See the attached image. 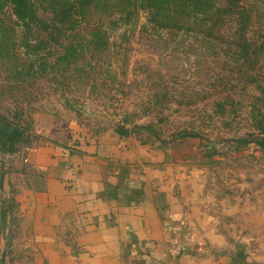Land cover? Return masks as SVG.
<instances>
[{
	"label": "rangeland",
	"instance_id": "rangeland-1",
	"mask_svg": "<svg viewBox=\"0 0 264 264\" xmlns=\"http://www.w3.org/2000/svg\"><path fill=\"white\" fill-rule=\"evenodd\" d=\"M207 2L34 0L27 33L0 1V264H48L17 197L44 180L29 149L53 121L212 217L234 263L264 246V0Z\"/></svg>",
	"mask_w": 264,
	"mask_h": 264
},
{
	"label": "crops",
	"instance_id": "crops-1",
	"mask_svg": "<svg viewBox=\"0 0 264 264\" xmlns=\"http://www.w3.org/2000/svg\"><path fill=\"white\" fill-rule=\"evenodd\" d=\"M70 127L44 128L42 143L29 149L44 180L17 197L30 207L36 238L49 240L38 242L48 264H264V246L234 263L230 246L218 245L226 228L209 229L212 217L186 214L168 188L142 183L148 174L129 173L116 144L84 140Z\"/></svg>",
	"mask_w": 264,
	"mask_h": 264
},
{
	"label": "trees",
	"instance_id": "trees-1",
	"mask_svg": "<svg viewBox=\"0 0 264 264\" xmlns=\"http://www.w3.org/2000/svg\"><path fill=\"white\" fill-rule=\"evenodd\" d=\"M3 3L9 4L12 10L13 15L16 20L23 26L27 33H30L32 27L38 22V15L35 10L34 0H0ZM92 0H83L84 5H88ZM144 4H146L150 11L158 8L159 0H142ZM187 2L184 3L185 7H188L194 13L200 12V7H203L208 2L207 0H185ZM152 21L159 24L158 18H153L151 16ZM161 25V23H160ZM26 41L28 43V37H26ZM1 134L7 135V138L10 142H13L12 135L7 133L5 130L0 129Z\"/></svg>",
	"mask_w": 264,
	"mask_h": 264
}]
</instances>
